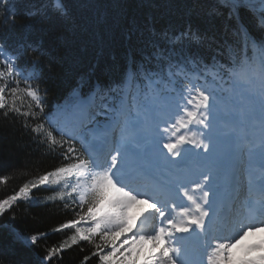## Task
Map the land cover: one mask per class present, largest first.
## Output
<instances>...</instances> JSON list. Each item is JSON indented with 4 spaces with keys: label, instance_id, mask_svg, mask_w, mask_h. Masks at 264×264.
<instances>
[{
    "label": "snow or ice",
    "instance_id": "obj_1",
    "mask_svg": "<svg viewBox=\"0 0 264 264\" xmlns=\"http://www.w3.org/2000/svg\"><path fill=\"white\" fill-rule=\"evenodd\" d=\"M16 4L0 0V112L62 163L0 199V229L13 243L44 241L40 264L81 244L98 264H264V238L249 243L264 233V0H216L207 15L223 18L222 31L191 19L157 27L154 17L75 25L119 28L129 67L107 83L89 73L72 106L55 110L41 84L59 63L71 8L34 0L19 35ZM45 23L47 47L29 38ZM39 188L53 194L41 201ZM56 199L74 213L51 230H73L58 246H47L48 232L17 229L18 202ZM0 264L14 261L0 254Z\"/></svg>",
    "mask_w": 264,
    "mask_h": 264
},
{
    "label": "trees",
    "instance_id": "obj_2",
    "mask_svg": "<svg viewBox=\"0 0 264 264\" xmlns=\"http://www.w3.org/2000/svg\"><path fill=\"white\" fill-rule=\"evenodd\" d=\"M33 2L34 0H17L16 32L19 35L24 33V25L32 23L24 13ZM215 3L216 0H68L73 22L67 25L61 23L60 31L66 39L53 53L59 63L51 73L45 69L48 79L46 83L41 84L42 89L48 90L46 110H55V102L62 104L68 101L72 90L78 88L82 78L87 77L89 73H92V80L99 79L107 83L110 80L122 79L129 67V49L121 38L119 28L101 25L99 28L82 31L75 25L84 21L91 23L98 17H106L109 25L122 18L143 20L154 17L160 21L157 27L167 21L183 24L191 19L201 28L214 24L218 31H222L223 18H209L207 15ZM2 17L3 12H0V25L3 24ZM46 27V23L34 24L29 38L34 42L42 39L46 47L52 45L51 36L42 31ZM85 89L87 88L83 90ZM61 163L57 154H49L42 147L37 148L30 134L19 122L12 118L5 119L0 112V176H8L6 183H0V199L13 194L25 182L60 166ZM52 194V190L48 188H39L32 193L41 201ZM12 211L16 214L14 223L21 232L29 235L48 232V247L54 244L58 246L73 232L51 231L59 224L74 218V213L66 210L59 199L35 207L18 202V207H14ZM7 219L6 213L3 221ZM44 243L42 241L40 247L25 248L13 243L7 230L0 229V254L10 256L14 264H40L41 257L46 254ZM92 251V246L87 244L73 246L62 254V258L53 257L49 264H83L85 256L90 257L87 264H98L97 257L91 255Z\"/></svg>",
    "mask_w": 264,
    "mask_h": 264
},
{
    "label": "rangeland",
    "instance_id": "obj_3",
    "mask_svg": "<svg viewBox=\"0 0 264 264\" xmlns=\"http://www.w3.org/2000/svg\"><path fill=\"white\" fill-rule=\"evenodd\" d=\"M68 107H71V105H70V106H68Z\"/></svg>",
    "mask_w": 264,
    "mask_h": 264
}]
</instances>
